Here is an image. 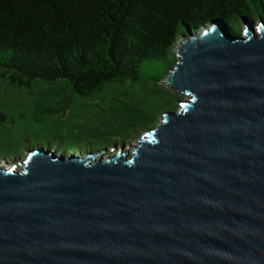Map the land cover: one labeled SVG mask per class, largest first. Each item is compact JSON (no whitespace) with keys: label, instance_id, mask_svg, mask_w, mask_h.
I'll list each match as a JSON object with an SVG mask.
<instances>
[{"label":"water","instance_id":"95a60500","mask_svg":"<svg viewBox=\"0 0 264 264\" xmlns=\"http://www.w3.org/2000/svg\"><path fill=\"white\" fill-rule=\"evenodd\" d=\"M260 22L179 39L163 81L186 98L132 155L39 148L0 166V264H264Z\"/></svg>","mask_w":264,"mask_h":264},{"label":"trees","instance_id":"16d2710c","mask_svg":"<svg viewBox=\"0 0 264 264\" xmlns=\"http://www.w3.org/2000/svg\"><path fill=\"white\" fill-rule=\"evenodd\" d=\"M216 20L241 34L246 23L264 21V0H0V69L18 86L65 79L81 95L151 79L152 69L161 80L177 62L179 39Z\"/></svg>","mask_w":264,"mask_h":264},{"label":"rangeland","instance_id":"374dc122","mask_svg":"<svg viewBox=\"0 0 264 264\" xmlns=\"http://www.w3.org/2000/svg\"><path fill=\"white\" fill-rule=\"evenodd\" d=\"M260 23L251 24L258 36ZM232 27L238 33V25ZM150 71L151 79L113 81L92 95H81L65 79H38L32 88L18 86L0 69V112L6 114L0 119V166H14L20 172L31 149L69 156L80 154L78 149L85 144L96 151L82 152V156L114 155L123 144L132 155L141 137L161 123L163 113L177 110L179 101L186 98L164 83L166 76L156 78L159 69ZM58 142L64 146H57Z\"/></svg>","mask_w":264,"mask_h":264}]
</instances>
